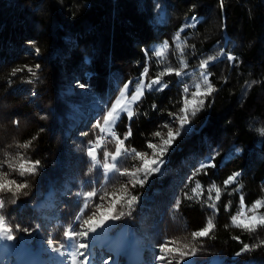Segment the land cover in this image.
<instances>
[{
    "label": "trees",
    "instance_id": "obj_1",
    "mask_svg": "<svg viewBox=\"0 0 264 264\" xmlns=\"http://www.w3.org/2000/svg\"><path fill=\"white\" fill-rule=\"evenodd\" d=\"M177 34L186 74L165 75L168 87L163 91L145 90L133 117L122 114L115 131L123 139L130 129L128 150L146 152L147 143L156 138L153 133L180 114L184 87L194 90L202 71L209 73L215 90L189 116L185 130L159 158L160 171L148 175L143 187H133V178L118 171L104 177L86 155L89 141L97 139V123L118 90L139 78L146 66L148 81L163 67L179 68ZM157 42L168 44L162 58L154 54ZM204 60H209L207 69L200 68ZM14 69L20 71L13 75ZM72 79L86 87L66 93ZM83 111L92 115L78 122ZM262 129L264 0H0V171L7 173L5 179L28 184L15 197L14 185L12 192L0 193V215L29 229L14 230L17 239L11 242L35 251L45 264H71L66 255L59 259L47 240L58 246L70 226L86 231L83 220L93 211L99 217L125 195V188L127 198L138 195L139 201L131 209L126 199L121 201L114 215H124L98 230L104 237L142 243L146 264H165L156 260L165 241H176L169 246L188 253L185 264H264V227L250 233L232 225L241 197L245 211L264 201ZM29 141L28 148L19 147ZM101 145L97 152L102 161L103 152H114L116 143L102 140ZM22 158L40 162L35 175L20 176ZM140 162L128 156L119 167L135 171ZM205 163L214 166L196 174ZM234 175L235 182L225 185ZM195 182L202 185L197 190L202 195L187 199ZM213 184L221 189L218 201L214 188L208 200ZM90 189L98 196L108 193L103 207L96 210L98 197L88 198L85 210L84 193ZM258 212L264 213V207ZM209 218L213 231L193 239L192 232L203 229ZM243 244L255 247L237 255ZM169 258L173 263L181 259L174 254Z\"/></svg>",
    "mask_w": 264,
    "mask_h": 264
},
{
    "label": "snow or ice",
    "instance_id": "obj_2",
    "mask_svg": "<svg viewBox=\"0 0 264 264\" xmlns=\"http://www.w3.org/2000/svg\"><path fill=\"white\" fill-rule=\"evenodd\" d=\"M196 18L193 17V20ZM168 48L167 42H165L162 46L161 50H154L155 55L157 57L162 58L164 56V50ZM176 48L179 50L180 60H179V68H173L171 66L164 67L159 73H157L156 77L151 79L148 83L144 82L143 77L148 75L147 66L144 68L143 73L141 74V78H139L129 94V84L132 83L129 81L123 85V88L118 90L119 96L115 99V101L111 104V106L106 111V114L102 117V122H98L96 127L100 130V133L107 134V136L112 137L115 140L116 147L114 152L104 151L103 152V160L101 161L98 158L97 149L101 147V141L105 139L104 135L98 136L95 141H89V147L86 150V155L92 161L93 167L99 168L102 171V175L106 178L109 177L114 171H118L119 175L122 176H130L133 179L130 181L132 186L135 187L139 184L141 187L145 184L148 175L158 173L160 171V166L163 164L162 159H157V156L163 157L168 151L169 148L173 146L174 141L181 135L182 131L185 130V125L189 123V116H195L198 111H200L205 105L206 97L210 96L212 92L215 90L212 84L209 81V73L207 71L201 72V80L194 85V90L190 92V89L186 86L183 89L184 99L183 106L179 109L178 115L174 116V120L178 121L179 128L176 131H173L174 124L165 123L162 125L163 128L167 129L166 138L161 131H156L153 133L155 137L160 138L159 146L156 143L149 142L147 147L152 149V158H148L147 152L137 151L135 148H132L130 151L125 145V140L128 136L131 135V130L129 129L128 133L124 135V138L121 139L120 135L115 131L116 122L120 119L121 115L126 113L128 118L131 119L135 114L133 105L137 104L139 100L142 98L145 90H155V91H163L168 87L167 82L163 81V77L165 75H175L176 77H182L185 75V69L187 68V62L184 59L183 52V44L180 42L179 34L176 37ZM212 58H209V60ZM229 60H234L235 58L231 55L228 56ZM209 60H204L200 63L201 69H207L209 65ZM161 62H163L161 60ZM39 65H36V68L39 69ZM20 71V69H14L13 75L16 72ZM28 71L32 73L33 76L36 73L33 69L29 68ZM80 87H86V85L81 84ZM169 115H173L170 113ZM264 133V129L261 130ZM31 141L19 145L21 148H28L30 146ZM131 156L133 159H139L142 161L141 165L136 168L135 171H128L127 169L120 170V159L124 157ZM111 158V162L109 161ZM23 159V158H22ZM210 160L213 158H209ZM31 165V167H27L26 165ZM40 165L39 161H31L27 159H23V162L19 163V172L20 176L35 175L36 170ZM214 165L211 163H205L200 166L199 169H196V174H199L206 167H213ZM10 168H14L15 165L9 163ZM143 172L145 174L144 179L139 178L137 173ZM238 175V174H236ZM236 175L231 176L224 183L225 185L229 183L235 182ZM7 173L0 171V193L12 192V186H15L16 192H12L13 197L16 196L17 193L21 192V190L28 187L26 182H18L17 179H5ZM215 189V200L218 201L221 195L220 187H217L213 184L209 189L208 200H212L213 197L211 195L212 189ZM202 185L199 182L194 183V187L191 189L192 195L185 194L187 199H193L198 195H202V191L198 193L197 190H201ZM108 193L105 191L103 194L98 196V192L96 190H88L84 193V204L83 207L85 210L88 209V198H97L98 201L95 203L96 208L103 207L101 202L104 201L105 196ZM115 196V194H112ZM127 189L125 188V195L119 196L112 201L111 207H109L105 211H101L99 214V218H96L95 211L91 212L89 219H84L83 223L87 226L86 231L78 230L76 227H69V230L64 232V237H66L65 241H62L58 246L54 243L52 238L47 240L48 247L53 251L59 253L60 255L70 258L71 264H90L88 257L92 255L89 252V243L90 240L89 233H95L97 228L102 227L109 220H118L121 216L124 215L123 212H120L119 215H114L116 212L117 205L126 199L127 206L129 209L139 201L138 195H130L128 197ZM15 203V199L12 201ZM179 206V201H177V207ZM215 208V203L210 205ZM4 207V201L0 199V209ZM264 207V201L257 202L255 206L251 209L245 211V206L243 202V197H241V207L240 211L236 216L232 217V225L238 227L247 232H255L259 227H264V213H259L258 210ZM248 212L252 214L249 215ZM130 214V213H129ZM80 217H77L79 219ZM215 224L211 218L208 219L206 226L197 231L192 232V238H203L208 237L209 234L213 231ZM14 230L17 232L23 231L28 232L29 229L26 227H22L19 224L13 226L10 223L6 222V218L4 215H0V239L12 241L16 240L17 237L13 234ZM237 241L240 240L239 237H233ZM176 241H165L159 246L158 253L156 256L157 262H165V264H173V259L169 258V254H174L181 259L176 261V264H182V260L188 256V253L182 251L178 247H170L169 244H175ZM261 244L264 245V241H261ZM188 245H185L187 248ZM255 246H249L248 244H243V247L237 255H241L245 252L251 251ZM192 254H195V248L192 250ZM82 258V259H78Z\"/></svg>",
    "mask_w": 264,
    "mask_h": 264
},
{
    "label": "rangeland",
    "instance_id": "obj_3",
    "mask_svg": "<svg viewBox=\"0 0 264 264\" xmlns=\"http://www.w3.org/2000/svg\"><path fill=\"white\" fill-rule=\"evenodd\" d=\"M164 43H154L153 44V49L154 50H161L162 49V46H163ZM154 54H155V51H154ZM156 56V55H155ZM164 68V67H163ZM162 68V69H163ZM161 69V70H162ZM141 78V76L139 77ZM137 78L135 81H133L132 85L130 86L129 84V94H131V91L133 90V87L135 85V82L139 79ZM74 79V77H73ZM71 80V83H68L65 87H64V91L66 93H69V92H73V91H76V90H79L81 87H80V83L79 82H76L75 80ZM144 79V82L145 83H148L149 81L145 79V77H143ZM128 83V82H127ZM123 88V86L121 87V89ZM119 96V92L117 94V96L115 97V99ZM114 99V101H115ZM113 101V102H114ZM112 102V103H113ZM94 107V106H93ZM92 107V108H93ZM91 108V109H92ZM133 108H134V105H133ZM181 108V107H180ZM108 110V109H107ZM104 114H106V111L104 112ZM92 115V111L90 112H84L81 113V115L79 117H76V119L78 120V122H84L86 121V116H91ZM169 124H174L173 126V131H176V129L178 128V121H175L174 120V117L170 119V123ZM162 132V134H164L165 138H166V133H167V129L166 128H163L162 130H160ZM108 139L110 140L112 137L110 136H107ZM113 139V138H112ZM114 141V140H112ZM159 142H160V138L159 137H156L155 140L153 141V143H156L158 146H159ZM148 144V143H147ZM147 146V145H146ZM148 148V147H147ZM142 152H145V151H142ZM148 153V158L151 159L152 158V149H149L146 151ZM160 156H157V159H159ZM142 161L140 162V164H138L136 167H139L141 165ZM136 170V169H135ZM49 207V210L51 211L50 208H52V205H50L49 203L45 204ZM98 208H96L97 210ZM96 218H99V217H96ZM84 229L87 230V226L84 227ZM102 232L98 230H96L95 233H89V237H90V240L88 241L89 243V252L92 253V255H90V264H115L114 262V259L113 261L110 259V257L112 256V253L113 255L116 257L119 255V252L116 250L113 252V247H114V242H116V247H118V249L122 252V254L124 253L125 255H128L129 253V262L133 263L134 264H140L142 261H143V254H144V249L143 247L140 245V244H136V243H132V242H129V243H125L124 245L123 244V241H119V240H116L115 237H106L105 240L103 241V235L101 234ZM101 240L102 243H104L105 245H107V247H103L101 246L99 243V241ZM91 241V242H90ZM95 241V242H94ZM96 243V244H95ZM5 247V248H4ZM100 247V248H99ZM112 250V252L109 251ZM0 250H1V255L3 256V253H5V251H8V253L10 254V252L12 253H15L18 251V254L21 253L19 250H17V247L12 244L10 241L8 240H4V239H0ZM5 250V251H4ZM109 252V253H108ZM23 253V252H22ZM24 254H32V253H29L28 252H25ZM25 257V256H24ZM26 257H29V256H26ZM57 257L60 259L62 256L60 254H57ZM21 258V257H20ZM30 259L32 257H29ZM107 258H109L110 260H106ZM22 259V258H21ZM35 259L34 261L35 262H38V264H41L40 261L36 258H33ZM15 260H16V257H15ZM5 260H3L0 264H2ZM25 261V260H23ZM110 261V263H108ZM125 261L126 259L123 257L120 261H119V264H125ZM114 262V263H112ZM17 264V263H15ZM43 264V263H42ZM173 264H176V262H174Z\"/></svg>",
    "mask_w": 264,
    "mask_h": 264
},
{
    "label": "bare ground",
    "instance_id": "obj_4",
    "mask_svg": "<svg viewBox=\"0 0 264 264\" xmlns=\"http://www.w3.org/2000/svg\"><path fill=\"white\" fill-rule=\"evenodd\" d=\"M91 242V241H90ZM95 242V241H94ZM96 244V243H95ZM5 248V247H4ZM100 248V247H99ZM106 248V247H105ZM5 251V250H4ZM11 253V252H10ZM109 253V252H108ZM29 254V253H28ZM3 255H8L9 256V253H8V251H5V253H3ZM123 255H125L124 253L122 254H120L119 256H118V261L119 260H121L122 258H123ZM0 256H2L1 255V250H0ZM25 256V257H24ZM26 256H29V257H32L31 259L29 258V257H26ZM5 257V256H4ZM16 257H17V260L18 259H20V257L22 258V263H17V264H38V262H35L34 260L35 259H33V258H36L37 257V259L40 261V263L43 261L40 257H39V255L38 254H36V253H32V254H29V255H27V254H24V253H19L18 254V252H16ZM4 259V258H3ZM2 259V260H3ZM42 261H41V260ZM23 260H25V261H23ZM113 261V260H112ZM114 262H115V260H114ZM114 262H112V263H114ZM42 263H44V261L42 262ZM41 263V264H42ZM134 263V262H133Z\"/></svg>",
    "mask_w": 264,
    "mask_h": 264
},
{
    "label": "built area",
    "instance_id": "obj_5",
    "mask_svg": "<svg viewBox=\"0 0 264 264\" xmlns=\"http://www.w3.org/2000/svg\"><path fill=\"white\" fill-rule=\"evenodd\" d=\"M101 135H104V137H105V141H108L109 139H108V137H107V134H102V133H100V130H98V136H101Z\"/></svg>",
    "mask_w": 264,
    "mask_h": 264
}]
</instances>
